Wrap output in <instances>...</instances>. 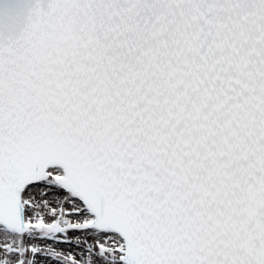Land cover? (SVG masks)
Segmentation results:
<instances>
[{"label": "snow or ice", "instance_id": "1", "mask_svg": "<svg viewBox=\"0 0 264 264\" xmlns=\"http://www.w3.org/2000/svg\"><path fill=\"white\" fill-rule=\"evenodd\" d=\"M0 264H264V0L0 6Z\"/></svg>", "mask_w": 264, "mask_h": 264}, {"label": "water", "instance_id": "2", "mask_svg": "<svg viewBox=\"0 0 264 264\" xmlns=\"http://www.w3.org/2000/svg\"><path fill=\"white\" fill-rule=\"evenodd\" d=\"M8 3V0H0V6H6Z\"/></svg>", "mask_w": 264, "mask_h": 264}, {"label": "bare ground", "instance_id": "3", "mask_svg": "<svg viewBox=\"0 0 264 264\" xmlns=\"http://www.w3.org/2000/svg\"><path fill=\"white\" fill-rule=\"evenodd\" d=\"M62 250H64V251H68V249H62Z\"/></svg>", "mask_w": 264, "mask_h": 264}]
</instances>
